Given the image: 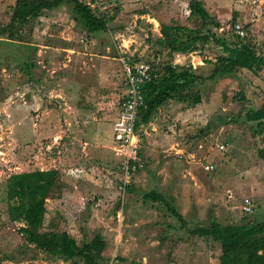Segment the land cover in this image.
<instances>
[{"label": "rangeland", "instance_id": "1", "mask_svg": "<svg viewBox=\"0 0 264 264\" xmlns=\"http://www.w3.org/2000/svg\"><path fill=\"white\" fill-rule=\"evenodd\" d=\"M80 1L96 15L117 10L105 32L87 37L69 7L60 6L29 21L18 41L0 38V264H70L21 247L20 225L6 215L12 174L36 181L23 197L27 204L45 202L40 232L65 231L77 245L94 241L104 264H218V244L190 231L211 221H264V161L256 155L264 147V121L258 127L245 117L264 105V68L211 77L222 55L218 46L173 54L174 65L203 78L193 87L201 101H169L135 129L143 168L121 189L111 149V124L125 91L119 59L151 60L160 24L193 29L199 21L188 16L189 0ZM197 1L219 23L216 37L231 46L237 23L238 40L264 60V0ZM13 3L0 0V27ZM188 107L194 112L182 116ZM207 163L212 172L203 170ZM149 192L163 201L145 200ZM244 199L252 204L248 215Z\"/></svg>", "mask_w": 264, "mask_h": 264}, {"label": "trees", "instance_id": "2", "mask_svg": "<svg viewBox=\"0 0 264 264\" xmlns=\"http://www.w3.org/2000/svg\"><path fill=\"white\" fill-rule=\"evenodd\" d=\"M60 6H68L72 21L80 25L87 37L107 30V24L113 20L117 10L110 9L111 14L100 11L99 15L92 12L89 5L80 0H14L11 7L8 23L0 27V38L18 41V33L31 20L40 18L45 11H51ZM189 17L199 21L198 28H187L178 24H160L159 37L153 44L158 47L151 57V79L142 86L141 94L144 108L138 113V122L135 127L146 125L158 110L169 101L195 106L200 103V96L193 91L195 85L203 78L195 75L189 66L172 64L173 54H189L202 52L208 44L221 49L222 55L216 58V65L210 76L231 75L237 69H243L253 74L264 68V60L258 55L248 42L238 40L231 46L224 40L216 37L214 31L219 29V23L211 17L197 0H189L187 5ZM165 58L158 61L162 51ZM158 56V57H157ZM132 61H141L131 57ZM149 63V59L142 60ZM248 121L261 127L264 121V105L255 111L245 113ZM257 157L264 161V147L258 149ZM52 177L49 181L54 186ZM35 179L30 174H12L5 182V200L7 220L18 223L19 234L23 244L32 246L46 256L70 262V264H104L99 251L90 243H77L65 231L40 232L45 211L43 200L27 204L24 194L35 185ZM61 186V185H60ZM130 186L129 184L126 186ZM125 187V188H126ZM57 188V187H54ZM151 202L163 201L160 195L149 192L144 196ZM167 205V204H166ZM171 214L183 225L182 217L172 207H167ZM53 223H50V227ZM192 236L208 239L219 246L218 264H264V221L242 225H221L211 221L190 231ZM98 239L97 236L94 238ZM93 239V240H94ZM2 260H7L5 256Z\"/></svg>", "mask_w": 264, "mask_h": 264}, {"label": "built area", "instance_id": "3", "mask_svg": "<svg viewBox=\"0 0 264 264\" xmlns=\"http://www.w3.org/2000/svg\"><path fill=\"white\" fill-rule=\"evenodd\" d=\"M233 32L239 38L243 35L239 24L233 25ZM154 61H132L129 57H122L119 63L122 70L125 91L118 103L116 116L111 124V149L117 160L120 174V188L124 189L131 183L133 175L143 168V162L138 156L140 136L135 134L138 113L144 108L141 94L142 86L151 79V66ZM219 151L225 150L224 145H218ZM207 173L214 170V166L207 163L203 166ZM244 215L252 212V204L244 199L241 204Z\"/></svg>", "mask_w": 264, "mask_h": 264}, {"label": "crops", "instance_id": "4", "mask_svg": "<svg viewBox=\"0 0 264 264\" xmlns=\"http://www.w3.org/2000/svg\"><path fill=\"white\" fill-rule=\"evenodd\" d=\"M179 55H181V54H179ZM201 63V62H200ZM173 64V63H172ZM178 105H179V103H177ZM166 105V104H165ZM164 105V106H165ZM164 106L163 107H161L159 110H158V113H159V111H161L163 108H164ZM180 112V114L182 115V116H184V115H191L193 112H194V108H191V107H188V108H186V109H184V110H182V111H179ZM147 125V124H146Z\"/></svg>", "mask_w": 264, "mask_h": 264}]
</instances>
